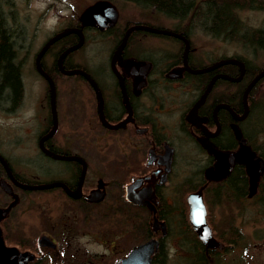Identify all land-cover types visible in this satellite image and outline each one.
Listing matches in <instances>:
<instances>
[{
    "label": "flooded vegetation",
    "instance_id": "obj_1",
    "mask_svg": "<svg viewBox=\"0 0 264 264\" xmlns=\"http://www.w3.org/2000/svg\"><path fill=\"white\" fill-rule=\"evenodd\" d=\"M137 23L182 36L133 29L118 52L125 31ZM68 27L81 28L83 36L61 58L63 69L75 71L64 73L58 60L79 41L77 31L53 41L40 58L55 84V112L50 85L36 67L48 37L33 58L34 70L46 80V96L27 107L19 133L7 138L0 133V246L22 264H110L109 259L120 264L134 245L154 237L158 244L151 262L177 264L184 253L179 230L191 228L199 238L184 242L192 258L201 259L203 253L207 264H248L264 213L259 205L264 201V107L259 97L264 75L245 90L264 69V49L262 59L239 50L213 53L169 25L129 18L104 28L80 20ZM146 34L172 42L149 40ZM91 41L100 48L87 53L85 44ZM245 46L241 43V50ZM249 47L255 52L254 45ZM17 61L22 86L2 96L0 105L19 115L26 88L24 61ZM237 61L243 64L241 76ZM57 75L83 81L81 96L60 105ZM30 134L31 151L18 155L25 147L22 135ZM240 152L262 163L255 182L245 163L230 161ZM192 192L202 194L213 242L200 239L190 223L187 195ZM216 205L218 214L213 213ZM21 206L38 210L43 224L26 231L20 225ZM180 212L187 216L184 224ZM245 220L252 229L246 230ZM84 234L103 250H85L79 241ZM137 235L144 239L133 242Z\"/></svg>",
    "mask_w": 264,
    "mask_h": 264
},
{
    "label": "rangeland",
    "instance_id": "obj_2",
    "mask_svg": "<svg viewBox=\"0 0 264 264\" xmlns=\"http://www.w3.org/2000/svg\"><path fill=\"white\" fill-rule=\"evenodd\" d=\"M108 6L116 7L117 10V24L122 25L125 19L147 21L152 25H170L171 22L166 15L161 12L141 8L134 3L124 1H105V0H0V16H4V22L6 27L11 29L14 34H18L17 48L19 55L16 57L18 60L24 61V83L26 88L24 104L19 113L15 114L12 112L0 111V133L1 136L7 138V136L18 132L21 129V124L28 116L25 115L27 107L35 101L44 98L46 96V80L34 70L33 58L35 52L40 48L43 42L56 33L57 31L66 28L69 24L75 23L80 20L81 14L89 8L96 6ZM239 16L248 26L261 27L264 25V11L257 9H242L239 12ZM191 32L195 44L201 48H214L215 50L223 49V52L241 51L246 56H254L256 59H262L263 56L259 57L257 53L262 54L263 52L259 49L249 47L248 52L245 47V51L241 50V43L234 40H217L211 39L208 35H204L203 32L196 30ZM196 33V34H195ZM202 33V34H201ZM195 35H198L195 37ZM145 37L149 40L155 41H166L171 43L172 41L165 36L146 34ZM214 42V44H212ZM157 43V42H156ZM92 45V46H91ZM86 52L92 53L98 51L100 43L87 42L85 44ZM223 47V48H221ZM88 49V50H87ZM74 52L76 56L80 53ZM86 54H84L85 57ZM49 58L46 62H49ZM57 85H59V96L57 100L59 104L65 102L68 97L73 98L81 96V89H84L85 84L80 79L76 80L74 77L56 76ZM262 88L264 83L261 84ZM87 91V89H86ZM85 91V92H86ZM88 93V92H87ZM67 101V100H66ZM62 106L60 107V109ZM19 133V132H18ZM23 138L21 143L25 144V147L19 148L18 155L24 156L26 151H31L33 145V135H22ZM25 200L27 198H24ZM232 209V206H231ZM23 212L21 217L20 225H23L24 229L30 231V226L39 228L40 224H43V219L38 217V210L20 209ZM218 214L217 205L213 206V213ZM138 220V219H137ZM35 221V222H34ZM42 221V222H41ZM138 222V221H136ZM259 223L261 229L264 230V213L261 214ZM246 230L252 229V224L248 221H244ZM263 230H261L263 232ZM144 239L143 236L137 235L132 238V241H138ZM94 238L90 234H84L81 244L84 245L85 250L101 251L100 244L93 241ZM257 243L253 247V257L250 258L248 264H264V234L258 239H254ZM252 244L249 243V252L252 253ZM24 247H21L23 251ZM175 249H179L175 247ZM88 253V252H87ZM109 259V258H108ZM112 264L113 259H109ZM109 260L104 259V263ZM99 261V260H97ZM96 261V262H97ZM72 264H78L73 261ZM86 264V263H83Z\"/></svg>",
    "mask_w": 264,
    "mask_h": 264
},
{
    "label": "trees",
    "instance_id": "obj_3",
    "mask_svg": "<svg viewBox=\"0 0 264 264\" xmlns=\"http://www.w3.org/2000/svg\"><path fill=\"white\" fill-rule=\"evenodd\" d=\"M105 1H127L136 4L141 8L161 12L171 20V22H169V26H171V28L178 31H183L191 38L194 36L191 34V32L194 31L193 28H195L199 33L201 31L204 33V35H208L211 39L224 41L234 40L236 42L242 43L243 45H247L245 46L247 49H249V45H254V48L259 49L260 51L264 49V25L261 27L248 26L239 16V12L242 9H257L264 11V0ZM112 8L115 9L116 7L113 6ZM196 36L198 35H195V37ZM18 37V34H14L11 29H8V27H6L4 16H0V99L2 98V96H9L12 92V88L14 89V91H17L18 87L22 86V79L20 75L21 64L17 61L18 59L16 58L19 55L20 50L17 48ZM212 44H214V42H212ZM210 49L213 53H224L223 49ZM243 51H245V49H243ZM251 76V74L247 75L248 78ZM261 80L263 81L264 79ZM261 80H259L258 83ZM258 83L256 84V86H258ZM256 86H254V88H256ZM259 97L260 105L261 107H264V92L259 94ZM254 100L256 99L254 98ZM2 110L6 112L0 105V111ZM259 205H261V207H264V201L261 200ZM179 214L180 221L182 220L181 224H184L187 216L185 212H180ZM234 233H236V231H234ZM179 235L180 246L184 253L180 255L179 262L177 264H207V260L204 258L203 253H200V256L202 257L201 259L192 258L193 255L190 252V247L187 245V243H184L188 241V238H195L199 241V238L196 237V233H194L191 228H189L188 231H186L185 229L179 230ZM198 254L199 252L194 255L195 258L198 256Z\"/></svg>",
    "mask_w": 264,
    "mask_h": 264
},
{
    "label": "water",
    "instance_id": "obj_4",
    "mask_svg": "<svg viewBox=\"0 0 264 264\" xmlns=\"http://www.w3.org/2000/svg\"><path fill=\"white\" fill-rule=\"evenodd\" d=\"M116 20H117V11L114 8L108 7V6H96V7L89 8L88 10L84 11L80 17V21L82 24L92 23L94 25H99L102 28L107 27L109 25H113L116 22ZM133 29H147V30L154 31V32L169 33V34H176V35L182 36L181 34H178L175 31H172L170 29H164V28L150 26V25L143 24V23H137V24H133V25L129 26L127 28V30L125 31L123 39H122V41L118 47V52L122 48V46L124 45V42L127 38V35ZM74 31L79 32V34H80L79 41L77 43H75L74 45H71L67 49H65L63 51V53L60 55L59 60H58L59 66L64 73L74 72L75 71L74 69H63L62 64H61V58L65 53H67L68 51L78 47L82 43L83 36H82L81 28H79V27H68V28L60 30V31L54 33L53 35H51L46 40V42L42 45V47L40 48V50L37 54V57H36V67L39 70V72L43 74V76L48 81V84L50 85L51 105L53 108V113L55 112L54 111L55 84H54V81L51 78V76L48 73H46L43 70V68L41 67L40 58H41L42 54L45 52L46 48L53 41L59 39L60 37L66 35L68 33L74 32ZM185 41H186V39H185ZM187 47H188V45H187V41H186V49H187ZM223 61H236V60L225 59ZM237 62L240 64V66L242 68L241 74H240V76H241L243 74V71H244L243 70V64L241 61H237ZM201 70H203V69H198L195 71H201ZM262 75H264V69L261 70L259 73H257L254 76V78L251 80V82L247 86L245 93L250 88V86L256 80H258ZM85 76L89 80H92L86 73H85ZM239 77L234 78V79H239ZM210 85L211 84H209L206 92L208 91ZM235 160L242 161L243 163H245L247 165V168L251 174V180L253 182H255L257 180V178L259 177V170L262 167V163L259 162V164H257L256 160L254 158H252V156H250L247 153H242V152H240L239 154H237V153L234 154L230 161H235ZM48 185L50 186L52 184H41V185L23 184V186L26 188H32V187H35V188L41 187L42 188V187H48ZM187 204H188V209H189L188 213H189L190 223L193 225V228L197 232L200 239H202L203 241L213 242L214 238L212 235L211 227L209 226V224L206 220V208H205V203L203 201V197H202L201 192L189 193L187 195ZM41 240L50 242V239L47 236H42ZM157 244H158V240L154 237H151V238H149L143 242H140V243L134 245L131 248L128 255L124 259H122L120 264H167V263H152L151 262V253L153 252V250L155 248H157ZM12 255H13V252L11 250H4L0 246V264H6V263L14 264L15 261L17 264L23 263L21 258L13 261L12 257H11Z\"/></svg>",
    "mask_w": 264,
    "mask_h": 264
}]
</instances>
